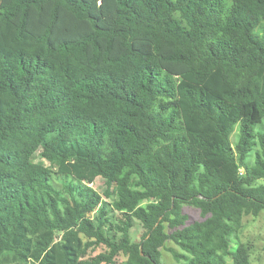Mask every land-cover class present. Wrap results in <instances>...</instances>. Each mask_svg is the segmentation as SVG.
Returning <instances> with one entry per match:
<instances>
[{"label": "trees", "instance_id": "obj_1", "mask_svg": "<svg viewBox=\"0 0 264 264\" xmlns=\"http://www.w3.org/2000/svg\"><path fill=\"white\" fill-rule=\"evenodd\" d=\"M262 210L264 0H0V264H252Z\"/></svg>", "mask_w": 264, "mask_h": 264}, {"label": "rangeland", "instance_id": "obj_2", "mask_svg": "<svg viewBox=\"0 0 264 264\" xmlns=\"http://www.w3.org/2000/svg\"><path fill=\"white\" fill-rule=\"evenodd\" d=\"M239 126H235L233 129V133L231 136V141L235 143L236 134L238 132ZM34 160L36 162H43L45 165H50L49 161L44 159L40 153H37L34 156ZM56 174H53L54 184L58 189L62 188V180H58L56 178ZM93 186L102 193L104 190V181L102 178H98ZM106 203L110 204V199L104 198ZM109 216L117 219L118 212L116 210H112L108 208ZM186 211L190 212L193 217H198V211L192 207H187ZM92 216L97 217V212L92 214ZM109 229V234L119 239L121 237V233L114 230L112 227L107 225ZM144 229L141 223L135 219L134 226L131 230V239L132 241H139L141 239V235ZM239 240L247 245L250 253V260L252 264H264V210H262L258 215L247 214L243 216L242 219V227L238 232ZM90 250V249H89ZM104 249L97 247L93 251L90 252V255H95ZM173 250H177L181 252L180 248L175 245L172 241H167L165 247L162 250L161 262L162 264H174L177 262L176 257L174 256ZM122 257H119V261H121ZM229 263L231 260L228 261Z\"/></svg>", "mask_w": 264, "mask_h": 264}]
</instances>
